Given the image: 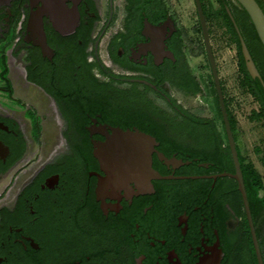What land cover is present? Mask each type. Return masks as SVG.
<instances>
[{
  "label": "flooded vegetation",
  "instance_id": "flooded-vegetation-1",
  "mask_svg": "<svg viewBox=\"0 0 264 264\" xmlns=\"http://www.w3.org/2000/svg\"><path fill=\"white\" fill-rule=\"evenodd\" d=\"M170 3L171 10L166 9V0H0V93L10 102L0 100V264H28L32 254L44 257L48 253L46 240L66 234L70 206L90 196H94L105 217L133 221L129 237L135 243L149 239L155 250V264H216L218 240L222 263L225 252L217 228L213 227L212 240L202 224L199 232L192 231V217L187 211L177 214L175 210L168 227L161 229L157 227L152 198L156 184L162 186L165 180L219 173L182 174L178 171L189 163L168 165L154 153L153 167L172 178L153 179V192L135 194L138 183L132 181L127 188L117 187L114 192L110 189L101 196L104 201L97 194L98 174L105 173L93 154L94 143L105 141L110 127L130 128L114 122L108 111L137 104L146 107L149 101L162 110L158 101L170 107L172 99L177 100L164 89L170 82L157 85L158 80L172 76L166 71L177 65V54L186 51L179 32L182 22ZM39 11H43L40 16L46 50L39 41V24L36 32L30 27ZM9 50L24 66L28 83L39 92L35 104H25L14 96L9 70L11 87L3 77ZM86 64L90 65L89 71L85 70ZM172 89L184 98L195 97ZM139 93H144V98ZM50 108L54 109L53 116L47 112ZM51 117L52 127L48 123ZM159 121L180 142H194L188 132H182L180 120ZM50 141L55 146L44 153L43 145ZM85 142L92 145L96 162L87 177L74 160L76 145ZM159 146L157 149L163 152ZM177 154L166 156L182 159ZM200 165L208 167L209 163ZM226 207L230 212L226 226L233 229L239 217L229 204ZM154 223L157 225L151 229ZM160 229L166 230L167 237H161ZM171 239L173 247L161 248L167 247ZM149 260L152 257L141 253L136 264H147Z\"/></svg>",
  "mask_w": 264,
  "mask_h": 264
},
{
  "label": "trees",
  "instance_id": "trees-1",
  "mask_svg": "<svg viewBox=\"0 0 264 264\" xmlns=\"http://www.w3.org/2000/svg\"><path fill=\"white\" fill-rule=\"evenodd\" d=\"M215 1L218 4L217 7L213 0H201L209 32L211 33L213 24L225 28L229 43L235 45L239 70L238 84L258 103V108L251 111L249 119L259 122L264 127V88L260 80L253 78L246 68L240 38L227 12V7L234 16L263 80L264 45L250 16L239 3L236 4L233 0ZM256 1L264 11V0ZM166 9H172L170 0H166ZM199 31L202 33L200 24ZM179 32L186 51L182 50L180 55L177 54V65L171 71L169 70L170 72L166 71V73H172V76L158 80L157 85L161 87L166 82H170L172 88L180 89L187 94L197 96L203 92L206 93L209 91L206 77L203 76L202 79L196 75L188 61V56L197 58L204 54L207 55L204 40L195 42L183 25ZM4 62L3 77L11 87L10 80L7 78L9 69L6 58ZM85 70H90L89 64H86ZM221 83L264 262V173L257 168L249 153L222 80ZM164 89L169 91L167 85ZM139 96L144 98V93H139ZM169 104L170 107L166 105V108L162 107L161 110L159 105L149 101L146 107L137 104L133 107L108 111V115L124 128L137 126L154 135L160 142L159 149L168 157L177 152L178 157L185 161L189 160V164L184 165L178 171L179 173L208 174L226 171L234 173V162L228 145L217 91L214 100L211 101L212 116L191 112L182 104H178L175 99H172V103ZM159 119L180 120L182 132H188L194 142H180L168 133L167 127ZM261 143L262 146H256L255 151L261 154L260 160L264 168V137ZM76 148L77 156L74 160L82 169L84 177H87L88 171L96 166L92 145L85 142L76 145ZM200 163H209V166H201ZM155 166L160 168V164H155ZM163 183L162 186L161 183L156 184V193L152 196L156 203L154 214L158 225L157 223L152 224L151 229L156 225L161 229L167 228L175 210L177 214L187 211L192 217L190 221L192 231L199 232L202 224L214 240L213 227L218 229L221 247L225 252L220 264H258L244 202L235 178L229 176L218 177L216 180L188 178L165 180ZM226 204H229L239 217V223L233 229H228L226 226V219L230 216ZM70 207V215L65 224L66 234L52 241L46 240L45 248L48 253L44 257L32 254L27 258L28 264L30 262L33 264H136V257L141 253L152 257L147 264H155V259H153L155 250L149 239L135 243L129 237V229L134 225L132 220L125 222L122 219L117 221L111 217H105L94 196L87 197L81 204L75 202ZM161 229V237H167L166 230ZM173 241L174 239L168 240V246L161 245V248L173 247ZM159 246L158 244V249Z\"/></svg>",
  "mask_w": 264,
  "mask_h": 264
},
{
  "label": "water",
  "instance_id": "water-1",
  "mask_svg": "<svg viewBox=\"0 0 264 264\" xmlns=\"http://www.w3.org/2000/svg\"><path fill=\"white\" fill-rule=\"evenodd\" d=\"M250 16L257 34L264 45V11L256 0H236ZM196 8L200 20L202 34L205 42L208 60L210 63L217 95L219 98L220 109L225 124L228 145L232 154L235 172H222L216 175L208 176H192V178L198 177H211L217 179L222 176H229L235 178L238 182V188L241 192L244 207L249 222L254 247L258 259V264H264L263 257L260 250L258 235L253 221L251 208L247 196V191L244 183L241 164L238 156V150L231 128V123L228 116L227 106L225 103V97L223 93L221 78L216 62L215 54L213 51L211 35L209 32L208 23L203 11L201 0H195ZM227 12L234 23V26L238 32L242 54L245 60L246 68L249 74L253 78H258L264 88V80L256 66L255 61L249 51L247 43L243 38L239 27L237 26L234 16L229 7ZM39 28L41 29V41L40 44L44 50L48 49L46 34L43 29L42 17L38 18ZM110 131L106 130V140L95 142L93 148V154L99 161L100 168L104 171L105 176L98 174L99 181L97 187V194L101 197V190L109 192L110 189L116 191L117 187L127 188L132 181L138 183V191L135 194L147 193L154 191L153 179L172 178V176H163L159 171L153 167V154L156 153L160 160L166 164L174 166H180L189 161L184 162L182 159L176 157L168 158L163 152L157 149L159 142L155 136L140 130L139 128L123 129L121 127H110ZM104 201V198L101 197ZM219 240L216 243L219 256L216 259V264H220L223 257V251L218 247Z\"/></svg>",
  "mask_w": 264,
  "mask_h": 264
},
{
  "label": "rangeland",
  "instance_id": "rangeland-1",
  "mask_svg": "<svg viewBox=\"0 0 264 264\" xmlns=\"http://www.w3.org/2000/svg\"><path fill=\"white\" fill-rule=\"evenodd\" d=\"M171 2L175 6L182 25L188 30L192 39H194L197 43L202 42L203 35L199 31V19L195 0H171ZM213 2L215 7H217V2L215 0H213ZM210 34L220 78L224 82L231 108L239 121V126L242 130V137L248 147L249 153L255 165L262 173H264V168L260 160L261 154H258L255 151L256 146H262L261 140L264 137V127H262L259 122H253L249 119L251 111L258 108V103L250 94L244 92L238 84L239 70L237 65V49L235 45L229 43L228 37L225 34V28H221L213 24ZM8 53L9 76L14 84V96L21 99L25 104H35V100L40 96L39 92L26 80L24 66L16 62L10 50ZM188 61L192 71L195 72L196 75L202 79L203 76L206 77L209 85V91L206 93L203 92L195 97L184 98L167 85L168 90L174 97H176L178 102L191 112L204 116H212L213 111L211 108V101L215 98L216 87L208 56L206 54L197 58L188 56ZM0 100L4 103H10L7 97L1 93ZM158 102L163 108H166V104L163 101ZM47 112L51 116L54 115L53 108H50ZM48 121L49 126L52 127V123L54 122L52 117ZM54 146V141L44 144L43 152L50 153ZM31 148H34L33 144H30V149Z\"/></svg>",
  "mask_w": 264,
  "mask_h": 264
},
{
  "label": "bare ground",
  "instance_id": "bare-ground-1",
  "mask_svg": "<svg viewBox=\"0 0 264 264\" xmlns=\"http://www.w3.org/2000/svg\"><path fill=\"white\" fill-rule=\"evenodd\" d=\"M42 12L43 11H39L38 12V14H36L35 16H33V18H32V20H31V22H30V27H31V29L34 31V32H36V30H37V25H38V20H37V16L39 17L41 14H42ZM39 41H41V39L39 40ZM108 192H105V191H102L101 190V196H103V195H105V194H107Z\"/></svg>",
  "mask_w": 264,
  "mask_h": 264
}]
</instances>
